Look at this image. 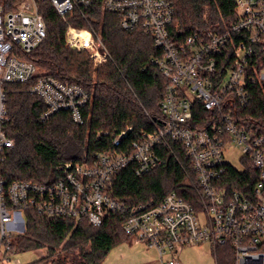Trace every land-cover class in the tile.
I'll return each mask as SVG.
<instances>
[{"label":"built area","instance_id":"2783aa9c","mask_svg":"<svg viewBox=\"0 0 264 264\" xmlns=\"http://www.w3.org/2000/svg\"><path fill=\"white\" fill-rule=\"evenodd\" d=\"M98 1L123 30L143 32L159 51L151 64L166 80L160 120L150 118V131L135 133L127 126L112 136L106 151L62 164V176L53 183L8 182L1 167L15 142L4 131L5 85L28 84L41 75L26 60L47 38L41 6L50 5L64 20L78 11L87 21L84 11ZM174 20L173 0H0V264L12 254L14 231H25L27 212L86 219L94 227L109 214H119L124 233L156 248L160 264H179L164 258L203 244L212 247L215 257L218 247H229L234 264H264V134H255L236 115L250 104V87L264 89V0H239L236 20L220 35L184 38ZM94 36L92 27L69 26L66 42L75 50H92L98 65L108 56L100 52L101 42L95 50ZM29 93L48 108L41 121L64 111L76 125H85L83 111L91 97L82 87L40 77ZM201 110L206 114L196 119ZM130 133L135 137L129 142ZM234 147L241 152L239 168L228 158ZM166 150L174 156L184 152L193 171L185 184L198 192L197 203L176 193L158 204H126L113 198V180L120 172L132 168L138 178L149 175L165 164ZM249 166L257 175L253 191H230L226 179L231 169L244 173Z\"/></svg>","mask_w":264,"mask_h":264},{"label":"trees","instance_id":"16d2710c","mask_svg":"<svg viewBox=\"0 0 264 264\" xmlns=\"http://www.w3.org/2000/svg\"><path fill=\"white\" fill-rule=\"evenodd\" d=\"M238 1L173 0V25L182 31L184 38L224 34L237 18ZM101 5L98 1L84 11L87 21L78 11L64 20L50 5L41 6L47 38L26 57L41 75L28 84L5 85L8 122L4 131L15 142V147L6 152L1 167L2 176L8 182L53 183L62 176L58 171L62 164L80 163L85 157L106 151L112 136L127 126L139 133L152 129L150 118L160 120L166 80L151 64L159 51L143 32L123 30L118 19L104 12ZM69 26L92 27L98 31L110 59L94 67L84 52L68 47L66 32ZM40 77L78 85L89 94L91 103L83 111L84 126L76 125L71 115L64 111L41 121V115L48 108L40 98L29 93ZM249 90L252 94L250 104L240 107L236 115L255 134H264V89L255 85ZM205 114L201 110L195 117ZM99 133L101 138H97ZM134 137L130 133L127 141ZM163 156L165 164L142 178H138L132 168L120 172L113 180V198L126 204H158L176 193L186 202L197 203L198 192L185 184L193 171L184 152L181 150L174 156L166 150ZM256 179L250 166L244 173L231 169L226 185L230 191L237 190L245 195L253 191ZM25 218V232L13 237L11 253L44 250V258L34 264H102L117 245L134 242L124 233V219L116 213L109 214L100 227L92 226L86 219H51L33 212H27ZM221 249L223 252L219 255ZM216 252L217 264H234V254L229 247H218Z\"/></svg>","mask_w":264,"mask_h":264},{"label":"rangeland","instance_id":"374dc122","mask_svg":"<svg viewBox=\"0 0 264 264\" xmlns=\"http://www.w3.org/2000/svg\"><path fill=\"white\" fill-rule=\"evenodd\" d=\"M95 39V50L100 45V42L103 44V48H101L100 52L106 56H108L107 60L110 59V54L107 51L102 38L99 32H96ZM68 45V44H67ZM72 49V48H71ZM75 50V49H72ZM77 52H84L90 60L93 62L94 67L102 66L106 63L96 64L94 60L91 58L92 50H75ZM228 157L231 164L234 167L239 168L241 166L240 156L241 152L238 148ZM25 231L20 229L18 231H14V234H22ZM220 248V247H219ZM222 248V247H221ZM223 250H219L218 254L222 255ZM212 247L209 244H203L200 246H190L184 247L178 254H168L165 256V260H169L171 258L176 259L179 264H216V257L214 255ZM45 251H33L26 253H12L8 256L9 261L3 262L1 264H34L41 258H44ZM217 256V254H216ZM2 259V258H1ZM102 264H160V255L156 248L149 247L146 244L135 241L130 243H121L117 245L103 260Z\"/></svg>","mask_w":264,"mask_h":264},{"label":"crops","instance_id":"0c3cea01","mask_svg":"<svg viewBox=\"0 0 264 264\" xmlns=\"http://www.w3.org/2000/svg\"><path fill=\"white\" fill-rule=\"evenodd\" d=\"M180 253V252H179Z\"/></svg>","mask_w":264,"mask_h":264}]
</instances>
